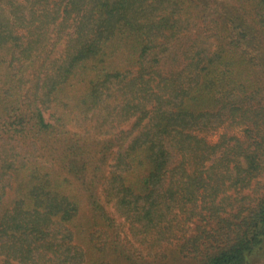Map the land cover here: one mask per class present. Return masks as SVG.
<instances>
[{"label": "trees", "instance_id": "16d2710c", "mask_svg": "<svg viewBox=\"0 0 264 264\" xmlns=\"http://www.w3.org/2000/svg\"><path fill=\"white\" fill-rule=\"evenodd\" d=\"M174 258L264 264V0H0V264Z\"/></svg>", "mask_w": 264, "mask_h": 264}, {"label": "rangeland", "instance_id": "374dc122", "mask_svg": "<svg viewBox=\"0 0 264 264\" xmlns=\"http://www.w3.org/2000/svg\"><path fill=\"white\" fill-rule=\"evenodd\" d=\"M224 131H228L229 133H235V134H241L242 133V129L241 127H235V128H226V127H223L220 132L216 133V134H212L210 137L214 140L218 139V137L220 136L221 132H224ZM249 191V190H247ZM118 216V215H117ZM119 218V221L121 223V230H122V233L124 235V237L126 239H133V235L131 233V227H130V223L129 221H127V219L125 217H122V216H118ZM194 235L196 234V224L193 223L192 225L190 224V229L187 233L188 236L190 235ZM174 246V245H173ZM177 261L175 258L169 262H164L163 264H177Z\"/></svg>", "mask_w": 264, "mask_h": 264}]
</instances>
